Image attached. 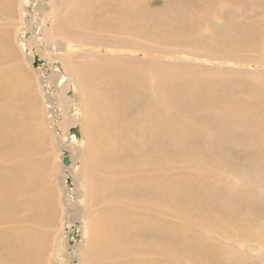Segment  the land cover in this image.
<instances>
[{
    "label": "bare ground",
    "instance_id": "obj_1",
    "mask_svg": "<svg viewBox=\"0 0 264 264\" xmlns=\"http://www.w3.org/2000/svg\"><path fill=\"white\" fill-rule=\"evenodd\" d=\"M3 1L0 0V3ZM29 1L34 0H17V19L30 31L26 38L21 39L29 51L25 58L29 64L33 59L43 60L31 50L32 45L36 44V38L42 43L43 53L50 61L43 60L42 64L33 70L38 74L37 89L45 99L52 132L58 145L60 182L63 184L73 173L72 179L76 183L72 193L69 189L63 192L60 199L64 218L71 216L74 219L70 220L66 228V234L76 233L75 236H70L73 238V244L70 246V264H74L73 259L79 261L83 256L85 264H178L183 260L179 256L182 251L184 259L192 261L191 264H209L202 262L199 253L193 250L194 243L190 240L194 236L186 225L192 223L206 226L210 232L213 230L223 233L224 214L228 209L212 207L207 192L199 189L200 185L196 187L193 183H184L185 180L182 179L165 181V177H162V180L159 179L160 176L156 177L155 173L163 168L160 166L165 163L161 161H167V156L160 153V143L164 138L161 129L166 124L163 115L166 119L171 115L162 108L169 103L173 111L177 109L176 112H179L184 108L185 114L189 115L191 113L187 107L195 104L193 98L199 96L203 100V95L213 104L226 102L232 106V113L238 116L244 113L241 95L248 94L252 98V101L248 102L249 105L254 104L258 109L254 123L247 117H242L247 124L255 125L250 129L253 131L251 134L256 149H249L250 156H255L256 153L264 154V80H223L212 74L218 71L220 65H228L227 59L237 55V59L231 60L232 65L250 66L248 61L255 58L252 56L253 52H264V40L253 35L246 25L238 29L230 27L231 21L233 23L236 20L238 10L232 0H206L205 5L186 12H183L182 8L192 6L191 3L195 0H179L182 8L174 10L171 15L158 8L159 4L167 6L163 0H71V3L61 5H54L55 0H40L37 3L34 1L35 11L32 14L36 13L34 18L37 16L38 22L32 18V26L26 11ZM59 5L66 11L62 18L56 14ZM87 6H90V12L86 9ZM208 20L218 21L222 28L219 26L218 29H221L215 33L206 32ZM225 21L227 22L224 25ZM257 25L258 23L254 24L255 30ZM35 27L38 30L33 34ZM92 29L94 32L91 33ZM167 46H176L178 53L167 55ZM195 49L200 51H193ZM155 52H161L159 56L162 59L168 58L176 66L166 68L160 64L162 59L157 63ZM71 55L76 58L75 65L70 62ZM197 55L207 56L202 61H208L206 64L211 66L206 68L208 73L198 71V68L204 67L196 64ZM10 56L6 53L2 59H8ZM56 59L63 63L67 72L85 78L82 82L86 102L98 98L92 104L93 111L89 109L91 125L97 126V131L102 133L98 134L102 137H96L92 141L93 147L94 144L96 147L88 149L95 155V167L103 173L131 175L127 182V188H130L127 193L129 201L101 206L98 218L91 226L97 238L90 240L87 255H82L80 249V242L85 234L80 222L74 217L81 213L80 196L84 197V201L101 196V201L115 202L120 187L115 181L107 182L110 179L106 178L97 181L98 185L110 184L111 189L107 191L96 194L88 182H84V186L80 184V187L79 181L84 176L75 171L79 158H75L70 145L71 139L65 138L64 133L69 129L68 126L76 124V113L72 109V96L65 93L70 82L55 68ZM256 64L264 65V62L258 61ZM6 71L7 68H0V91L4 88L5 78L2 76H5ZM10 71L11 74L6 75L10 79L6 87L8 91L12 90L10 88L15 80L21 77L20 74L17 77L13 65ZM22 73L30 76L29 73ZM50 79L52 83L55 80L58 84V90L54 93L48 87ZM27 86L29 88L30 84ZM91 93H99L100 96L92 98ZM53 95L58 98L56 104L53 103ZM6 110V106H0V145L8 136V127L12 128L9 119L6 120ZM176 117L179 121L182 114H177ZM201 118H204V114ZM197 122L199 121L196 118L188 122L181 121L184 126L180 128V134L187 140L199 138L219 146L223 145V137L218 130L209 135L208 124L199 122L198 126ZM237 125L242 127L241 123ZM121 131H124L123 135H118ZM225 136L234 138L236 142L251 139L247 133L235 130L226 132ZM119 142L125 143L123 148L119 146ZM113 146L116 147L117 153L113 151ZM2 149L0 148V154ZM33 151L34 148H28L24 150L23 155L28 159ZM64 151L68 152V164L62 163ZM12 152L14 153L15 149ZM33 164L29 161L26 163L31 167L28 168L31 172L35 170ZM257 166L264 168V159L259 161ZM8 171L9 169L1 170L0 178ZM23 176L25 180L28 179L25 174H22ZM32 183L34 182H30V185H33ZM4 184L6 182L1 179L0 219L8 221L14 217L9 213H2L1 210L18 209L19 205L11 203L21 194L17 188L14 191H6ZM226 200L228 203L236 201L248 208L254 206V203H248L245 195L240 193L227 195ZM209 209L215 211L212 214H215L216 218L207 216ZM71 211L73 212L68 215ZM159 213L182 221L175 225L167 223L158 231L156 227ZM171 218L167 217L166 220L170 222ZM177 243L178 247L175 246ZM32 248V239L22 234L21 230L14 229V233L9 236L0 235V264H26V257L29 264H34L38 259L23 253Z\"/></svg>",
    "mask_w": 264,
    "mask_h": 264
},
{
    "label": "rangeland",
    "instance_id": "obj_2",
    "mask_svg": "<svg viewBox=\"0 0 264 264\" xmlns=\"http://www.w3.org/2000/svg\"><path fill=\"white\" fill-rule=\"evenodd\" d=\"M34 1L37 3L40 0ZM34 1H29L26 4V11L28 17L31 19V26L34 23L32 18L38 22L37 16L34 18L36 13L32 14L35 11L33 6L35 5ZM59 1L55 0L54 5L71 3V0ZM232 1L236 3L238 10L236 11L237 17L235 18V22L232 23L229 20L231 21L230 27L238 29L246 25L253 35L264 40V7H262L264 6V0ZM163 2L167 6L159 4L158 8L164 9L165 13L169 15L173 14L174 10L182 8L179 0H163ZM206 3V0H195L194 3H191L192 6H185L182 8V11L186 12L200 5L203 6ZM18 5L17 0H4L0 3V68H7L5 76H2L5 78V82L4 88L0 91V106H6V120L9 119L10 125H12V128L8 127V136L5 140L2 139L3 144L0 145V148H3L0 154V171L9 169L0 178V182L1 179L6 182L4 184V187L6 185V191H14L17 188L22 196L18 195V198H15L11 203L15 206L19 205L18 209L6 208L5 210H1L2 213H9L14 218L8 221L0 219V235L9 236L14 233L15 229V231L21 230L22 234L30 237L33 248L23 253L33 259L35 258V260L38 259L34 264H70L72 259L69 258L70 246L73 244V238L68 235L69 233L66 234V228L73 218L71 216L64 218L63 206L60 199L63 197V192H67L70 189L69 191L72 193L71 190H73L76 183L72 179L74 177L73 173L71 177H67L63 181V184L60 182V167L57 158L59 152L58 145L52 132L51 118L48 117L45 99L37 89L36 77L38 74L34 73L33 70L37 69L43 60L46 62L50 61L47 60V56L43 53L42 43L34 38L36 44L32 45L31 50L36 52L38 56H41L43 60L33 59L31 64L27 62L25 54L29 51L21 39L26 38L30 31L25 27L26 25L20 24L17 19ZM60 5L57 8L56 14L62 18L66 11ZM86 9H89L90 12V6H87ZM208 21L206 32L215 33L222 28L218 21ZM226 22H224V25ZM257 23L258 25L255 30L254 24ZM219 26L221 27L220 29H218ZM37 30V27H35L33 34L37 33ZM90 32L92 33L94 30L92 29ZM178 51L176 46H167V52H169L167 55H171L172 52H175L174 55H176ZM193 51L200 50L195 49ZM6 53H9L11 56L8 59H2ZM160 53H156L158 57L157 63L162 59L159 56ZM253 55L255 56L254 59L250 61L246 60L250 66H246L245 64L232 65L231 60L237 59L235 58L239 56L237 55L230 60L227 59L229 64L220 65L217 68L218 71L212 74L223 80L228 78H233L237 81L247 78L251 81L257 78L264 80V65L256 64L258 61L264 62V52H253ZM206 57L197 55L196 64L204 67L202 69L198 68L200 73H208V69L206 68L207 66L211 67L206 64L208 61L206 63L202 61ZM54 62L55 68L63 74L64 79L70 82V86L66 89L65 93H67V96H72V109L76 113V124L67 128H77V133L69 129V131L65 130L64 133L65 138L68 139L70 137L71 139L70 145L75 158L80 159L77 160L75 171L77 174H82L84 178L79 181V185L83 184L84 186V182H88L89 186L98 194L100 191L111 189L110 184L101 183L98 185V179L106 178L110 179L107 182L111 183L115 181L116 185L120 187V192L115 202L101 201V196L92 197L91 200L84 201V197L80 196L81 213L74 217L80 222L85 234L80 242V249L82 255H87V251L90 248V240L97 238V234L91 229V226L98 218L101 206L107 204L116 205L121 201H129L127 193L130 191V188H127V182H129L131 175L124 173V175L119 176L111 172L103 173L99 171V168L95 167V155L92 154L93 151L90 153L88 149L96 147L95 144L93 147L92 141L96 137H102L98 136V134L102 135V133L97 131V126L93 127L91 125L92 123L89 118L91 111H93L92 104L98 98L93 101L91 100L92 102H86L85 94L83 95V82L85 78L74 75L71 72L70 74L69 71L67 72L60 60L56 59ZM70 62H74V65L76 64L75 56L71 57ZM160 64L166 68L176 66L168 58L162 59ZM12 65L13 69H16L17 77L19 74L21 77L15 80L13 87L10 88L12 90L8 91L9 89L6 87L10 79L6 75L8 74L9 76L11 74ZM22 72L29 73L30 76H26ZM47 76H49L48 73ZM49 81L48 87L54 93L58 90V84L55 80L53 83L51 79ZM27 84H30L29 88ZM91 96L92 98L99 97L100 94L91 93ZM241 96L244 113L238 116L232 113V106L226 102L213 104L207 98H204L203 95V100L199 96L193 98V104H195H190L187 107L188 112L191 113L189 115L185 114L184 108L180 109L179 112H176L177 109L173 111L169 103H166L162 108V110H166L171 115L168 119L163 115L166 124L161 129L164 132V138L160 143V153L167 156V161L160 160L165 163L161 164L160 167L163 168L158 169L155 173L156 177L160 176V180H162V177H165V181H178L182 179L185 180L183 181L184 183H193L196 187L200 185L199 189L207 192L212 207L228 209L224 214L225 228L223 233L213 230L210 232L206 226L201 227L192 223L186 225L194 236L190 240L194 243L193 250L199 253L202 262L209 264H264V168L257 166L259 161L264 159V154L256 153L255 156H250L251 151L249 149H256V144L251 134L253 131L250 129L255 125H249L242 119V117H247L254 123L258 109L254 104L252 106L249 105L248 102L252 101V98L248 94H242ZM52 98L54 100L53 103L56 104L58 98L54 95ZM105 104H107V101ZM10 105L11 107H9ZM175 114L176 116L177 114L179 116L182 114V118L178 121ZM202 114H204V118H201ZM193 118H196L201 124H208L209 135L218 130L223 137V145L219 146L211 142L202 141L199 138L187 140L185 136H182L180 128L184 124L181 121L188 122ZM199 122H197L198 126H200ZM238 123H241L242 127L238 126ZM91 129L95 131H91ZM230 130L247 133L251 136V139H247L244 142L237 140L236 142L234 138H227L225 136V133ZM123 132L121 131L118 135H123ZM1 134L0 130V136ZM89 140L91 141L89 142ZM115 143L116 139L114 140ZM124 144V142H119L121 148H123ZM32 147L34 151L26 159L23 152L28 148L32 150ZM13 149H15L14 153L12 152ZM113 151L117 153L115 146H113ZM218 153L220 154L217 155ZM28 161L35 164L33 172L28 170V168H31L29 165H26ZM125 166H127V163H125ZM22 174H25L28 179L25 180ZM30 182H34L32 183L33 185H30ZM180 184L185 186L183 183ZM193 184L190 185L195 186ZM233 193L245 195L248 203H254L253 208H248V206L241 205L236 201L228 203L226 197ZM122 203L128 204V202ZM72 212H68V215ZM213 212H215L213 209H209L207 216L216 218L217 216L212 214ZM167 217L171 218L159 213L158 225L156 227L158 231L166 226L165 224L167 223L175 225L179 221H182L178 218H171L169 219L170 222H168L166 220ZM175 246L178 247L179 243L175 244ZM179 256L183 260H180L178 264L192 263V261L184 259V251L180 252ZM21 257L23 259V255ZM83 258L80 259L81 263L80 260L73 259L74 264H85ZM26 259V264H29L30 262L27 257L25 261Z\"/></svg>",
    "mask_w": 264,
    "mask_h": 264
},
{
    "label": "water",
    "instance_id": "obj_3",
    "mask_svg": "<svg viewBox=\"0 0 264 264\" xmlns=\"http://www.w3.org/2000/svg\"><path fill=\"white\" fill-rule=\"evenodd\" d=\"M70 131L77 133V132H76V129H74V128L70 129ZM62 163H63V164H68V163H69V158H68V152H67V151H64V153H63V156H62ZM75 234H76V233L68 234V235H69V236H75Z\"/></svg>",
    "mask_w": 264,
    "mask_h": 264
}]
</instances>
